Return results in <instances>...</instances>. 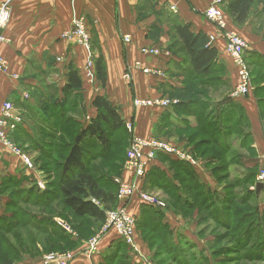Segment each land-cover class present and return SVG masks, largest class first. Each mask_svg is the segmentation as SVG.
Here are the masks:
<instances>
[{
	"label": "crops",
	"instance_id": "obj_1",
	"mask_svg": "<svg viewBox=\"0 0 264 264\" xmlns=\"http://www.w3.org/2000/svg\"><path fill=\"white\" fill-rule=\"evenodd\" d=\"M212 2L213 0H15L10 22L3 30L7 43L0 50L8 66L6 72H0V101H8L14 105L16 114L22 118L20 133L25 132L36 141L38 138L35 132L47 127L43 120L46 110H43L39 102H50L54 96L63 98L70 68H74L83 81L79 92L85 108L83 123L95 117L93 102L96 97L102 96L118 109L125 124L133 126L134 136L177 140L181 146H188L187 140L181 139L184 136L180 134V127L185 126V121L190 128L196 124L178 115L183 110V114L193 116L189 115L193 113V109L188 103L178 110H154L135 107L134 102L137 99L169 97L175 90L184 91L190 79L195 77L189 56L175 32L178 25L189 26L190 32L199 36L203 46L217 49L216 62L223 68V72L217 76L221 79L217 88L222 93L210 102L215 103L219 117L226 118V125L231 124L233 129L238 127L252 135L251 149L255 151V156L247 158L240 153V166L242 164L245 167L262 168L264 119L258 99L255 93L241 97L231 93L237 84L236 68L226 52L223 33L204 16ZM223 4L228 28L246 37L249 44L248 57L258 55L264 59V0L257 2L249 20L243 26H238L231 16L230 1L223 0ZM172 8L176 9V13ZM80 16H84L87 21L92 43L89 48L66 38ZM127 37L130 38L129 42L125 41ZM147 48L158 49L161 53L158 56L144 54L143 50ZM95 55L104 60L107 76L105 86L97 80L92 66ZM57 58H61L63 63H56ZM137 63L145 67L159 68L164 75H145L135 67ZM59 73H63V77ZM54 86L58 87L57 93L52 91ZM28 94L31 97L33 95V99ZM26 96L29 98L26 99ZM197 98L198 96L193 99ZM201 98L208 97L203 95ZM237 113L240 116L236 120ZM25 117L31 120L33 129L26 123ZM242 120L245 121L244 125L241 124ZM17 142L24 144V148L30 146L26 139H17ZM239 148H242L241 140ZM3 151L0 184L6 177H15L22 181L23 188L27 190L33 187H38L41 191L46 189L47 182L40 170L26 169L19 157ZM188 169L195 171L206 183L210 179V174L201 166L160 155L143 189L156 193L158 190L166 192L171 187L177 195L179 193L184 198L178 176L181 173L187 174ZM120 177L129 184L135 181L134 172L125 168ZM162 179L169 182L162 184ZM116 180L117 178L115 182ZM157 182L160 188L156 187ZM163 197L166 198V195ZM6 203V196L1 195L0 212H4ZM143 208L145 206L137 195L128 203V209L138 221L145 215ZM163 213L165 225L169 224L173 229L182 225L172 221L174 217L170 210H164ZM122 241L115 231H110L103 237L100 254L92 257L84 252L85 241L74 250L76 259L73 264H101L102 255L111 249H117V244ZM144 243L139 241L143 260L147 252ZM24 257L23 264L41 263L39 257ZM135 260L139 262L138 257H133L132 263Z\"/></svg>",
	"mask_w": 264,
	"mask_h": 264
},
{
	"label": "rangeland",
	"instance_id": "obj_2",
	"mask_svg": "<svg viewBox=\"0 0 264 264\" xmlns=\"http://www.w3.org/2000/svg\"><path fill=\"white\" fill-rule=\"evenodd\" d=\"M220 8L222 10V13L224 14L223 16L226 22L227 31L230 33H236L246 40L245 36L236 31H231L228 28L224 4H222ZM204 16L206 17L205 13ZM149 50L160 51L153 48H149ZM93 59L94 60L92 62V66L96 72V61L98 60V57H96L95 55ZM56 63L62 64V59L57 58ZM250 67L251 69H249V74L251 73V71L256 75L262 74V71H260L259 68H255L254 66ZM143 69H150L154 71V73L152 74L144 73L148 76L159 77L164 75V72L159 68L145 67L142 65V67L140 68L141 72H143ZM235 70L237 72L238 79L237 84L235 85V88H233V91L231 93L233 96L241 97L237 95V87L240 82L239 72L237 69ZM156 72H158L159 74H156ZM59 75L63 77V73H59ZM251 79L252 77L250 74V80ZM193 80L194 78H191L189 84L192 83ZM252 84L253 83L251 82V85ZM201 86H199L198 88H200L203 92L200 90V92L195 93V96L193 95L191 97H186V99L192 100L193 98L198 96L196 106H191V108L196 111V113L193 116L189 117L188 115L183 114V110H180L178 112V115L180 117L191 120L196 124L195 127L188 128L185 131L183 129H180V131H182V133L180 134L184 135V137H182L181 139H185L186 137L188 138V136L190 135H197L199 139L210 138L212 141L219 140V142L224 146L225 144H227V148L229 146L228 153H222V149H220L222 144L218 146L213 145L212 147L215 148V155L219 156L218 160L220 159V162L218 161L219 163L217 164H210L200 157H195L192 152L191 146H181L179 144L180 141H172L166 138L157 137L143 138L148 140H156L181 152L183 155L187 156V158L191 160L193 164L201 166L208 175L210 174V179L206 183L205 181H202L201 178H199L195 171H191L189 169L187 171V174L181 173L179 174V176L177 175L178 181L180 182V189L182 190L181 193L184 197L180 198L179 193L177 195L171 187H169V190H167L166 192L165 190H158V192L156 193L153 191H145L143 189V186L147 184V177L144 178L143 181H138L134 173L135 181L134 183H132V185H137L136 190H138L139 194L144 192L145 194L156 198L160 202H163L174 217V219L172 218V221H176L177 223H180L182 225H180L176 229H173V227L169 224L165 225V214L163 213V211H159V217L162 214V222L161 220L155 222L154 220H152V218H149L148 221H145V223L141 222V224L139 225L137 224V222H139L137 220L135 231V247H129L123 241L125 243V246L129 248V250L123 251L120 257L121 259L119 258V260L114 262V264H132L131 260L133 257H138L139 262L135 260V263L140 264H157V262L162 260L174 264L175 258L180 264L183 262L185 264H264V185L260 191L257 190L255 185L256 182L257 186L259 184H264V181L259 182L258 177L256 178L255 175H253L255 170L254 168H252L253 166L245 167L242 164L240 166L238 162V156H240V153L242 154V156L247 158L253 157V153L249 151V147H251V145L253 144V139L251 143H247L245 148H239L240 140H243L246 132L244 130L242 131L238 127H234V129L231 131V134L228 136V134L226 133V126H228L226 125V118H220V114L218 113V111H216L215 103L210 102L212 101V99H217V96L222 93L221 90L219 88H214L211 86ZM251 87L252 89L249 95L254 93V86L252 85ZM52 91L57 93L58 87L54 86V89H52ZM203 95H207L208 98L202 99L201 97H203ZM211 95L214 96L212 97ZM63 96L64 95H62V97ZM31 98L33 99V95ZM142 100H172L177 101L178 103L180 102L178 97L173 96L159 99ZM74 103L76 105V108L73 110V112H71V114L67 112L66 116H73L76 120L85 119V108L84 105H82L83 102L81 96L79 97L75 93H71L66 102L59 103L60 105L55 106L52 104L50 106L49 102H39L43 110L50 111L53 117V121L55 120L57 124L59 118L56 116V114L58 113V111L62 107H65V109L67 110V108ZM138 108H149L154 110L160 109L151 106H140ZM239 116V113H237L235 116L236 120L239 118ZM25 121L28 125H31L33 129V123L31 122V120L25 117ZM241 122V124L244 125L245 121L242 120ZM71 128L72 126H66L67 133L64 131L66 140L70 137L69 132L72 130ZM35 133V136L39 138V132L36 131ZM107 133L109 134L107 139L108 141H110V146L108 147V149L103 150L100 145L96 149H91L90 147L87 148L90 154L93 156H98L102 151H105L106 156L104 158H98V161L95 162L96 166L100 165L101 168L104 167V170L110 171V169L112 170L111 164L113 163L115 157L119 154H123L125 159L123 170L124 168L127 169L126 166L128 154L133 143V138L137 137L134 136L133 126L126 123L124 128H122L121 130L116 131L115 133L108 131ZM38 140L46 145V148L44 150L53 152V159L49 162V164L54 173L58 172L60 174L61 169L55 168L53 160L55 162H59V154L61 151L62 143L60 141L51 140L44 136L40 137ZM14 144L18 147L17 143L14 142ZM50 144H52V148L49 149ZM28 151L29 152L24 151V153L27 154L32 160L34 168L36 170H39V166L42 165V163L36 165L34 163V160L38 156H41V154L37 152L36 149ZM146 153L148 154L149 152L147 151ZM160 155L165 156V154H159L156 156V158H158ZM230 162H233V166L231 167V169H229L230 174L229 170L227 169L220 170L217 173L213 171L216 170L217 166H221V164L225 163L228 164ZM47 163L48 161L43 162V164ZM262 170L264 171V166L262 168L258 167L257 171H259V175L262 173ZM189 172H192V174ZM55 174L54 176H56ZM188 174L194 176L195 180L193 181ZM117 180H120L122 183L119 190H121L122 188L131 187L130 184L126 183L121 177L117 178ZM246 180L247 183L245 182ZM54 182L56 185L58 181L55 180ZM166 182L169 181L164 180L162 184H165ZM126 184H128L129 186H126ZM141 185L142 187L140 188ZM156 187H159L158 182L156 184ZM51 189L53 191H56V186ZM12 190L13 189L10 188L9 191H3L2 194L10 195L12 193ZM157 193H160L161 195ZM165 195L166 198L163 197ZM119 204L120 206H116L115 209L113 208V210L107 211L106 214L112 211L117 212V210L121 208V206H123L121 200ZM19 208L24 209L29 213H41L53 216L59 224H61L68 230H70V226L76 228V226L78 227V223L82 222L83 231L81 232H85L87 235L89 233L87 226L88 223H91V221L81 219H74L76 220L74 221L73 217L70 216L69 213L65 212L62 206L57 209L53 208L52 210L37 209L31 205H22ZM126 208L128 209V205H126ZM128 211L129 213H131L129 209ZM65 213H67L68 215ZM218 220H221V223H219ZM222 223H224V227ZM68 224H70V226ZM94 237L88 239L91 240ZM5 240L12 241V245L15 248L22 247L27 255L29 253L31 255H35L39 252V254L35 255L34 257H29L35 258L39 256L40 262L42 261V258L44 256L67 253L74 254V251H70L71 248L65 249L61 247V249L59 247L61 244H67L65 241L55 239V242H52L54 240L51 237L39 232L37 229L33 228L30 225H19L18 227L14 228L9 235L6 236ZM35 241H38L40 243L37 245L38 250H35ZM139 241L145 242L144 245L147 248L146 258L144 260L141 258V255L143 256V254L141 253ZM6 243V241H2V243L0 242V264H6V258L11 259V261L17 259L15 255L12 254L14 253V250L11 251ZM128 251H130V255L128 254ZM155 254H157V256H155ZM124 257H126L127 260H124ZM25 258L26 257H22L21 262L18 258L16 261L10 264H23ZM140 259H142L141 262ZM39 264H42V262Z\"/></svg>",
	"mask_w": 264,
	"mask_h": 264
},
{
	"label": "trees",
	"instance_id": "obj_3",
	"mask_svg": "<svg viewBox=\"0 0 264 264\" xmlns=\"http://www.w3.org/2000/svg\"><path fill=\"white\" fill-rule=\"evenodd\" d=\"M229 1V12L231 16L238 26H243L249 20L253 10L257 6V2L262 0ZM175 32L183 43L184 50L189 56L193 73L195 74L194 81L190 83L184 91L175 90L171 93V97H178L180 100L178 104L172 106L171 108H176L178 110L179 108H184L186 103H188L190 107L196 106V99L188 100L186 97L195 96V93L200 92L201 89L198 88L199 86L202 85L201 87L211 86L217 88L221 80L217 76L223 72V68L216 62L218 58L217 49L214 47L203 46L200 42L199 36L190 32L189 26L178 25L175 27ZM248 53L249 52H247L246 55L248 68L251 69L250 66H254L262 71L261 75H256L252 73V71L250 74L252 77L251 82L254 86L253 92L257 96L261 115L264 119V59L258 55H251L248 57ZM95 73L97 80L105 86L107 76L104 60L101 56L96 61ZM82 86L83 81L78 71L74 68H70L68 82L63 91V98L59 99V97L54 96L51 98L49 105L51 106L53 104L56 106L60 105L59 103H65L71 93L78 94L80 97L81 95L79 92L81 91ZM93 107L96 110V115L85 124L82 120H76L73 116H66L67 112L71 114V112H73L76 108L75 103L69 106L67 110L65 107H62L58 111L56 114L59 118L58 124L55 120L53 121L50 111L46 110V115L44 116L45 119L43 118V120L47 124V127L40 129L39 138L44 136L62 143L59 154V162H55L53 160L55 168L61 169L60 174L58 172H55V174L53 169L50 167L49 162L52 161V156L54 154L52 151L44 150L46 145H44L43 142H40L39 140H32V137L25 134V132L20 133L21 126H19V128L11 135V140L17 143L18 147L23 150V152H29L28 150L32 151L36 149V151L41 154V156H38L34 160V163L36 165L42 163V165L39 166V170L44 173L46 179L45 181H48L44 191H41L38 187H33L27 190L23 188L22 181L16 179L15 177H6V180L0 184V196L3 195V191H9L10 188L13 189L10 195H5L7 199L5 210L3 213L0 212V242L2 243V241H6V245L9 246L8 248H10L11 251L14 250V253L12 254H14L17 259L19 258L20 262L22 257L27 255L25 250L22 247L15 248L12 245V241L5 240L6 236L19 225L32 226L39 232L51 237L54 240L52 242H55V239L65 241L67 244H61L59 247L65 249L71 248L70 251H74L81 246L83 242H88L90 240L88 238L96 236L102 230L106 221V212L113 210V208L115 209L117 204L120 203L118 199L119 188L118 184L115 182V178L120 177L122 174L125 161L123 154H119L115 157L113 163L111 164L112 170L110 169V171H107L104 170V167L101 168L100 165L96 166L95 164V162L98 161V158H104L106 156L105 151H102L98 156H93L87 148L90 147L91 149H96L100 145L103 150L108 149L110 141L107 139L109 135L107 132L111 131L115 133L116 131L121 130L124 128L125 122L122 120L118 109L113 106L106 97H96L93 102ZM192 111L193 113L189 115H194L196 113V111ZM184 124L185 126L180 127V129L185 131L190 128L187 121H185ZM238 124L239 123H237V125ZM68 125L72 126V130L69 132L70 137L66 140L64 131L67 133L66 126ZM248 127L249 126L247 124V128ZM226 128V133L229 136L233 128L231 124ZM21 138L22 140L26 139L29 141L30 146L28 148H24V144H18L17 139ZM185 139L187 140L186 142L188 147L191 146L195 157H200L210 164H217L220 162V159L218 160L219 156L215 155V148L212 147L213 145H221L222 143H220L219 140L212 141L210 138L199 139L197 135H190ZM248 142H252V135L250 132L244 135L243 140L241 141L242 148L240 149L245 148ZM50 148H52V144H50L49 149ZM220 149H222V153L225 154L228 153L229 150L227 147H224L223 144ZM249 151L253 153L254 157L255 151L252 150L251 147H249ZM44 161H48V163L43 164ZM232 166L233 162L221 164V166H217L216 170L213 171L217 173L223 169L229 170ZM258 167L259 166L252 167L255 169L253 175H255L256 178L259 175V171H257ZM53 173L56 176H54ZM149 173L147 177L149 176ZM189 173L192 174V172ZM191 174L188 175H190L194 181L195 178ZM55 180L58 181L56 185L54 182ZM245 182L247 183V180ZM255 185L256 188H258L257 182ZM54 186H56V191L51 189ZM158 186L160 188V185ZM22 205H31L34 208L43 210H52L53 208L57 209L62 206L64 211L73 217V220L81 219L91 221V223H88L87 226L89 233L87 235L85 232H81L83 231L82 222L78 223L79 228L77 226L74 228L68 224L70 226V230H68L59 224L54 219L55 217L41 213H29L26 210L19 208ZM143 210L145 215L141 221L137 222V224L140 225L141 222L145 223V221H148L149 218H152L155 222H158L159 220H161V222L163 221L161 218L162 214L159 217V211L164 210H157L156 208L148 206L143 208ZM218 221L221 223V220ZM222 224L224 227V223ZM35 243V250H38L37 245L40 243L38 241H35ZM116 248L117 249H111L102 255L101 264H114V262L119 260L122 252L128 250L125 243L123 244V241L120 242L119 245L117 244ZM129 252L130 251H128V253ZM37 254H39V252L35 255ZM35 255H31L30 253L28 254V256L33 257ZM155 256H157V254H155ZM123 259L127 260L126 257ZM16 260L11 261V259L6 258L5 263L10 264ZM157 264L172 263L162 260L157 262ZM174 264H180L177 262L176 258ZM181 264L185 263L183 262Z\"/></svg>",
	"mask_w": 264,
	"mask_h": 264
},
{
	"label": "built area",
	"instance_id": "obj_4",
	"mask_svg": "<svg viewBox=\"0 0 264 264\" xmlns=\"http://www.w3.org/2000/svg\"><path fill=\"white\" fill-rule=\"evenodd\" d=\"M15 0H0V50L1 47L7 43V38L5 37L3 30L7 27L10 22L12 8ZM223 0H214L212 5L206 10V18L214 24L222 33L226 40V52L230 57L233 65L239 72V85L237 87V95L246 96L249 95L252 85L250 80L249 68L246 62V55L249 50L248 42L236 33H230L226 29V22L224 20V14L220 6H222ZM176 13V9L172 8ZM67 39L75 41L76 44L85 46L89 48L91 46V36L87 27V21L84 16L77 18L73 25V30L70 34L66 36ZM126 42L130 41V38H125ZM144 54L151 56H158L161 52L149 49L143 50ZM137 69L140 70L142 65L137 63L135 65ZM8 69L7 62L0 54V72H6ZM143 73L152 74L154 71L150 69H143ZM156 74H159L156 72ZM128 78V76H127ZM26 99L29 97L26 96ZM177 101L165 100V101H151L137 99L135 101L136 107L151 106L160 109H170L172 106L176 105ZM22 123V118L15 112L14 105L11 102L0 101V165L3 162V150L8 151L10 154L19 157L23 163V166L34 171V164L27 154L22 152L14 142L11 140V134L15 132ZM149 152L148 154L146 152ZM159 154H165L171 158L192 163L187 156L183 155L181 152L171 148L170 146L158 142L156 140H148L140 137H134L133 143L131 145L128 160H127V170H131L135 173L136 179L138 181H143L147 177L150 169L153 167L156 156ZM258 181H264V171L258 176ZM119 184V189L122 185L120 180L116 182ZM126 186H129L126 184ZM131 187L122 188L118 191V199L122 201L123 206L117 210V212L112 211L106 214V223L102 230L94 238L86 243L85 254L89 257L96 256L100 254L101 243L103 237L110 231H115L119 237L129 246L135 247V231L136 222L132 213H129L126 205L129 201L138 194L141 203L144 206L165 210L167 207L163 202H160L156 198L142 192L139 194L136 190L137 185L130 184ZM76 259V255L72 253L67 254H53L49 256H44L42 258V264H73Z\"/></svg>",
	"mask_w": 264,
	"mask_h": 264
},
{
	"label": "water",
	"instance_id": "obj_5",
	"mask_svg": "<svg viewBox=\"0 0 264 264\" xmlns=\"http://www.w3.org/2000/svg\"><path fill=\"white\" fill-rule=\"evenodd\" d=\"M263 188V184H259L257 190L260 191Z\"/></svg>",
	"mask_w": 264,
	"mask_h": 264
}]
</instances>
